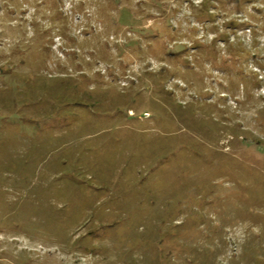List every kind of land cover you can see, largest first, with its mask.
I'll list each match as a JSON object with an SVG mask.
<instances>
[{
	"label": "rangeland",
	"instance_id": "374dc122",
	"mask_svg": "<svg viewBox=\"0 0 264 264\" xmlns=\"http://www.w3.org/2000/svg\"><path fill=\"white\" fill-rule=\"evenodd\" d=\"M0 264H264V0H0Z\"/></svg>",
	"mask_w": 264,
	"mask_h": 264
}]
</instances>
